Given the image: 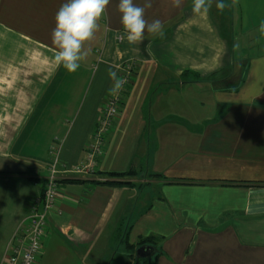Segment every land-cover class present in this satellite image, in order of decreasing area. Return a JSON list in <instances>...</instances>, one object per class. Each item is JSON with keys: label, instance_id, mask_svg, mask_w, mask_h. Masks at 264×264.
Segmentation results:
<instances>
[{"label": "crops", "instance_id": "obj_1", "mask_svg": "<svg viewBox=\"0 0 264 264\" xmlns=\"http://www.w3.org/2000/svg\"><path fill=\"white\" fill-rule=\"evenodd\" d=\"M64 2L0 0V264L54 156L83 161L117 90L109 73L127 63L135 79L96 173L59 176L37 264H136L147 237L148 264H264V0H211L205 15L152 0L145 18L162 32L136 45L110 0L75 73L54 61Z\"/></svg>", "mask_w": 264, "mask_h": 264}, {"label": "clouds", "instance_id": "obj_2", "mask_svg": "<svg viewBox=\"0 0 264 264\" xmlns=\"http://www.w3.org/2000/svg\"><path fill=\"white\" fill-rule=\"evenodd\" d=\"M110 0H65L55 16V27L51 33L52 43L58 49L54 61L67 72L75 73L81 67L84 58L83 45L90 41L98 28V21L104 16ZM184 0H170L173 8L179 9ZM118 11L120 22L126 32L130 45L143 41L145 33H161L162 22L145 18L146 9L152 7V0H145L143 6H138L134 0H119ZM211 7V0H193L192 11L196 15H205ZM216 8H225L224 0H217ZM116 80L115 88L122 87L123 81L117 78L115 71L109 73Z\"/></svg>", "mask_w": 264, "mask_h": 264}, {"label": "built area", "instance_id": "obj_3", "mask_svg": "<svg viewBox=\"0 0 264 264\" xmlns=\"http://www.w3.org/2000/svg\"><path fill=\"white\" fill-rule=\"evenodd\" d=\"M118 70L120 72L117 78L123 81L122 87L114 91L103 103L100 119L93 131L92 140L86 147L83 161L71 169H61L57 157L54 156L48 169L49 175L45 180L42 196L29 201L26 208L27 216L10 240L1 264H37L48 235L46 216L55 209L59 176L65 173L75 175L96 173L97 160L103 153L105 136L121 115L123 92L135 79L134 64L127 63ZM52 150L51 148V153H54Z\"/></svg>", "mask_w": 264, "mask_h": 264}, {"label": "trees", "instance_id": "obj_4", "mask_svg": "<svg viewBox=\"0 0 264 264\" xmlns=\"http://www.w3.org/2000/svg\"><path fill=\"white\" fill-rule=\"evenodd\" d=\"M135 173L133 171H128V172H123V173H110L108 174L109 177L111 178H115L117 179V181H108V180H100L97 183L99 185H108V184H114V183H120L118 181H120V179H125V178H129L131 176H133ZM121 183H125L123 180L121 181ZM156 240L157 238H153V237H147V238H142L139 240L138 242V246H144V245H153L151 247H153L155 249V255L158 253V251L156 250ZM136 264H148L147 261L145 260H138L136 259Z\"/></svg>", "mask_w": 264, "mask_h": 264}, {"label": "water", "instance_id": "obj_5", "mask_svg": "<svg viewBox=\"0 0 264 264\" xmlns=\"http://www.w3.org/2000/svg\"><path fill=\"white\" fill-rule=\"evenodd\" d=\"M155 253V249L151 246H140L135 251V258L138 260H145L149 262L148 260L151 258V256Z\"/></svg>", "mask_w": 264, "mask_h": 264}, {"label": "rangeland", "instance_id": "obj_6", "mask_svg": "<svg viewBox=\"0 0 264 264\" xmlns=\"http://www.w3.org/2000/svg\"><path fill=\"white\" fill-rule=\"evenodd\" d=\"M127 89V88H126ZM124 93V92H123ZM126 100V99H125ZM148 105V104H147ZM126 106V101H125V105H124V107ZM122 109H123V106H122Z\"/></svg>", "mask_w": 264, "mask_h": 264}]
</instances>
